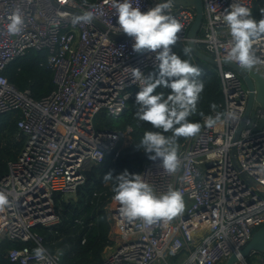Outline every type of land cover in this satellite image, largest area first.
I'll return each mask as SVG.
<instances>
[{
    "label": "built area",
    "instance_id": "1",
    "mask_svg": "<svg viewBox=\"0 0 264 264\" xmlns=\"http://www.w3.org/2000/svg\"><path fill=\"white\" fill-rule=\"evenodd\" d=\"M154 1L132 3H139L143 12ZM202 2L204 16L195 43L219 62L226 59L232 40L224 15L233 3L252 11L254 0ZM72 11H92L95 18L75 23L78 15ZM14 12L24 21L16 35L7 31ZM169 14L183 25L177 42L186 43L194 10L172 4ZM117 19L110 0H0V115H12L23 139L17 158L0 178V194L8 201L0 211V243L21 244L6 250L10 263L59 264L58 256L49 254L31 229L58 225L56 196L73 195L84 182L85 170L108 155L115 158L124 147L130 128H99L96 117L103 112L119 119L133 90H140L126 68H139L146 77L159 62L154 52H135L128 36L109 38L123 33ZM253 49L264 61V35L253 39ZM29 50L48 52L54 89L41 99L3 75L8 63ZM252 70L264 78V63ZM217 72L223 101L212 116L203 117L199 133L176 143L177 171L167 173L158 158L149 159L138 173L157 195L169 188L180 191L184 211L171 221L146 224L128 221L120 204L112 205L109 211L118 238L102 264H171L166 259L174 256L178 259L172 264H222L264 226V196L242 176L264 186V127L247 128V118L234 139L248 90L232 70L223 67ZM251 112L256 120L264 117L256 102ZM217 116V123L209 127V118ZM37 248L45 250L43 259L36 258ZM250 256L258 258L256 264H264V253Z\"/></svg>",
    "mask_w": 264,
    "mask_h": 264
},
{
    "label": "clouds",
    "instance_id": "2",
    "mask_svg": "<svg viewBox=\"0 0 264 264\" xmlns=\"http://www.w3.org/2000/svg\"><path fill=\"white\" fill-rule=\"evenodd\" d=\"M118 18V31L132 38L133 50L137 53L154 52L158 63V75L147 77L139 68H126L131 72L134 83H139L140 91L136 94L138 105L135 118L144 121L163 132H172L166 137L161 132L146 131L136 146L150 153V159H160L162 168L169 174L177 171L176 140L179 137L195 136L200 131V124L188 121L195 112L200 93L204 85L197 77L202 70L183 60L172 51L178 41V34L183 25L169 14L173 0H163L147 11H141L139 3L133 6L132 0H110ZM264 12V10H262ZM92 11H85L74 17L75 23H91L94 19ZM232 37L226 59L237 63L243 69H252L261 61L253 49V39L264 35V17L256 20L251 10L239 3H233L231 10L223 17ZM24 24L19 12H14L7 26L9 34H19ZM190 52L184 49L185 55ZM171 90L165 98L163 93L154 94L158 87ZM215 107V105H213ZM216 119L209 118V127H213ZM114 178L111 172L104 175L107 182ZM117 183L113 191L114 199L120 204V213L128 221L142 220L146 224L156 221H171L184 211L183 195L180 191L169 188L165 193L157 195L153 187L145 182L140 174H130L127 170L115 176ZM8 201L0 194V211ZM37 259H43L45 250H34Z\"/></svg>",
    "mask_w": 264,
    "mask_h": 264
},
{
    "label": "trees",
    "instance_id": "3",
    "mask_svg": "<svg viewBox=\"0 0 264 264\" xmlns=\"http://www.w3.org/2000/svg\"><path fill=\"white\" fill-rule=\"evenodd\" d=\"M264 0H254L251 15L257 21L264 17ZM174 53L183 60H188L202 70L197 77L203 82L204 88L200 93L196 110L188 117V121L202 125V119L212 116L219 103L223 101L220 76L215 67L197 59L189 52L185 55L186 43L177 42ZM197 48L204 52L197 44ZM47 51L29 50L21 57L8 63L3 75L7 80L20 90H28L34 99L46 97L54 89L53 74L46 62ZM159 69H150L147 76L158 75ZM146 76V77H147ZM140 90H133L127 101V109L118 119L121 129L130 128L126 134L123 149L114 158L108 155L104 160L91 166L83 172L84 182L77 187L73 196L65 200L56 196L55 212L60 220L59 224L46 228L34 226L31 231L41 237L43 246L51 255H56L62 249L59 264H102L110 251L117 243V233L113 227L109 208L119 204L114 199L113 188L117 181L115 176L127 170L130 174H138L143 164L150 158V153H145L143 148L137 150L136 146L146 131L161 132L166 137H171L172 132H163L162 129L152 127L151 124L135 118L138 107L136 94ZM171 90L158 87L154 94L163 93L165 98ZM215 105V107H213ZM187 137H179L180 143ZM23 139L18 135L15 119L11 114L0 115V178L8 171V163L14 161L22 147ZM111 172L112 180L104 181V175ZM114 199V200H113ZM36 231H35V230ZM21 244L3 241L0 243V264L10 263L6 257V250L20 247Z\"/></svg>",
    "mask_w": 264,
    "mask_h": 264
},
{
    "label": "water",
    "instance_id": "4",
    "mask_svg": "<svg viewBox=\"0 0 264 264\" xmlns=\"http://www.w3.org/2000/svg\"><path fill=\"white\" fill-rule=\"evenodd\" d=\"M161 2H163V0H155L150 8L155 7L158 3ZM172 4L176 6L191 7L195 12L193 21L185 35L186 46L190 49L191 55L203 61L204 63L215 67L216 69L224 67L232 70L236 73V75L239 77V79L243 82V84L248 90L246 108L242 120L235 133L234 139L237 138L238 133L245 124L247 118H249V122L246 124L247 128H250L253 131H259L262 127H264V117L256 120L253 117L251 108L253 103L256 102L260 105L262 109H264V78H262L257 71L238 67L230 60L223 59L217 62L215 59L211 58L209 55L200 51L197 48L195 39L199 33V28L204 16V6L202 0H173ZM72 12L76 13L77 15L82 14L77 11ZM126 36L127 35L124 33L116 35L109 34V38L113 40H119ZM254 123H256L257 125L253 126ZM242 176L246 179L250 186H252L256 191H258L262 196H264V186H261L260 184L247 178L244 174H242ZM262 253H264V226L255 229L248 242L238 251V253L231 254L222 264H237L239 262H243L244 258L247 256Z\"/></svg>",
    "mask_w": 264,
    "mask_h": 264
},
{
    "label": "rangeland",
    "instance_id": "5",
    "mask_svg": "<svg viewBox=\"0 0 264 264\" xmlns=\"http://www.w3.org/2000/svg\"><path fill=\"white\" fill-rule=\"evenodd\" d=\"M96 122L98 123L99 128L119 129V130L121 129V126H120V123L118 122V119H112L110 117H107L103 112H101V113H99L97 115ZM72 196L73 195H70V197H72ZM70 197L69 196H65L64 199L67 200ZM55 254L60 258L61 255H62V249H58ZM177 259H178V256H174V257H169L166 260H167V262L172 264ZM257 259L254 256H247V257L244 258V261H245L246 264H256ZM60 261H61V259L59 260V263H60ZM160 264H163L162 261H161ZM237 264H243V263L239 262Z\"/></svg>",
    "mask_w": 264,
    "mask_h": 264
}]
</instances>
